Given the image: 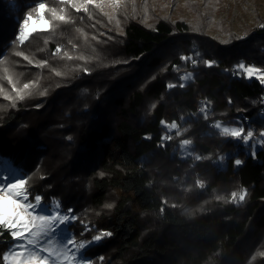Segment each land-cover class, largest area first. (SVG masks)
<instances>
[{
  "label": "trees",
  "instance_id": "trees-1",
  "mask_svg": "<svg viewBox=\"0 0 264 264\" xmlns=\"http://www.w3.org/2000/svg\"><path fill=\"white\" fill-rule=\"evenodd\" d=\"M61 2L0 0V169L6 159L29 178V196L60 206L70 217L63 228L76 241L111 233L83 250L91 264H244L245 251L264 236V143L254 150L242 139L264 132V19L227 41L183 19H127L122 33L105 38L94 55L84 30L95 31L96 23L72 20ZM40 3L50 28L20 45L17 23L35 15ZM81 48L87 62L79 70L66 65V77L57 78L53 56L65 52L70 63ZM83 87L94 99L107 93L83 107L86 118L75 123ZM11 94L21 99L10 100ZM200 101L209 102V112L194 119ZM172 124L179 130L168 132ZM34 129L43 143L13 142L23 143ZM183 142L192 146L187 158ZM29 149L37 161L26 155ZM188 183L191 192L183 194ZM220 186L241 190L243 206L216 200ZM12 231L0 223V264L15 244ZM254 264H264V254Z\"/></svg>",
  "mask_w": 264,
  "mask_h": 264
},
{
  "label": "rangeland",
  "instance_id": "rangeland-1",
  "mask_svg": "<svg viewBox=\"0 0 264 264\" xmlns=\"http://www.w3.org/2000/svg\"><path fill=\"white\" fill-rule=\"evenodd\" d=\"M60 5L63 10H70L66 11V14L72 20H79V17L82 16V21L80 24L96 23L95 31L93 32L87 29L84 30L81 26L79 29H75L73 32L76 33L80 29L85 31L89 41L88 45L90 44L94 55L100 54L99 45L103 49L102 41H104L105 38L113 37V33H122V29L127 19L138 18L145 23H151L158 17L167 21L183 19L189 21L194 26L205 25L207 34H210L213 37H218L221 41H227L232 35L236 36L235 34H240L241 32L246 31L245 28L253 26L255 23H257L258 18L264 19V0H119L118 3H115L114 0H62ZM46 11L47 7H45L43 11L44 21L39 20L41 13L38 8L36 10V14L31 15L32 19L28 23L25 39L23 41L19 40L20 29L23 26V21L27 19L29 14L25 15L20 23H17V39L20 45L23 44V42H25L29 35L33 32L47 31L50 28V21L45 16ZM61 15L62 13L58 14V16ZM82 50L83 49L81 48L78 52V56H76V59L70 63H68L67 59L64 58L66 55L65 52H62L60 56H53L56 59V65L53 70L57 78L63 80L66 77V65H69L71 70H79L81 65L87 62V58L84 55L79 56L80 54H83ZM57 53L58 52H56L55 55ZM36 55L39 56V54ZM57 67H59V70L56 69ZM83 68L84 67H82V69ZM245 75H247V77L253 76L252 70L249 71V69H246ZM179 77L182 78V74ZM257 77H261V74H258ZM81 89L85 91V94L87 95L80 98L79 102H75L76 104L73 106V110L78 111L77 117L74 119L75 123H77L78 117H85V112L82 110L83 107L89 108V106L93 104L92 100L98 101L103 95L107 93L105 90H101L97 94V98L94 99V95L91 94V90H89L87 87H83ZM41 90L42 87L39 86V91ZM8 97L10 100L21 99V95L15 94H11ZM199 104L198 112L196 115H194V119H197L198 115L204 117L208 115L209 102L200 101ZM146 107H150L148 112L153 109V105L150 104ZM85 111L87 112V109H85ZM109 111L110 110H105V120L103 121L108 120L107 112ZM116 120L117 119L115 117V122ZM112 121H114V116H112L111 122ZM67 126L68 125L65 127ZM217 126L222 131L230 132L231 134L235 133V135L239 134L237 137H241V131H237L234 127H230L226 124H218ZM165 128L170 133L179 130V126L175 124L166 125ZM59 129L62 130L65 128L60 127ZM2 134L6 133L2 132L1 135ZM12 135L13 132L7 134V138H10ZM42 136L43 134L39 130L34 129L33 132L32 130H29V134L21 139L24 141L23 143L18 142L17 139L15 141L13 140V142L24 148H26V144H28V142H31L32 148L35 145L44 142ZM250 136L251 133H246L245 137L242 139H245L244 143L246 145H250L252 149H258L264 143V132L257 138ZM66 137L72 139L71 135ZM53 141L54 146H56V143H59L57 138ZM80 148L81 147H79V149ZM179 148L183 158H187L192 155V146L189 143L183 142L179 144ZM27 153L28 154L26 155L33 157V162L37 161L38 158L35 156V154H32L30 149L27 150ZM26 155L22 153L19 156V159H26ZM77 156L79 155L73 157L78 158ZM0 172V185L12 183L17 179H23L25 180L24 189L28 194V201H23L20 197H7L6 192L0 193V195L7 197L3 201V206L5 208V219L8 217H13L17 221L14 226L10 223L7 226L13 228L14 231H19V237H14L15 244H13L3 256V259L5 256L8 257L7 260L4 259V263L29 264L30 257L32 254H35L36 257L39 258L40 264H91L89 257L83 254V250L91 245L99 243V241H94L93 238L100 234L92 235L89 240H81L79 242L76 241V239H73L71 235L66 234L65 228H63L70 221L69 216H67L68 219L63 221V223H61L59 220L51 222L50 226L46 227L44 231L41 232L36 227V225H39L40 222L33 220L32 223H29L30 218L38 214L49 216H66L64 213H61V207L54 203L47 205L41 199L36 211H33L32 209L21 211V209L17 207V201L20 202L21 207L25 203H36L34 199L35 197L29 196L31 186L29 183V178H27L21 172L19 173L17 169L11 166L6 159L3 160ZM39 173H41L40 169ZM37 176H35V178ZM196 185H199V183H196ZM50 187L51 185L47 186V188ZM182 190L184 192L183 194L190 193V183H188L185 188H182ZM213 194L216 200H223L226 203L235 202L238 205V208L242 207L245 202V194H242L241 190H239L237 187L220 186ZM66 198L71 201L70 197L66 196ZM200 204L208 205V201H202ZM187 205L188 206L185 207V210L190 208L189 206L192 207L190 204ZM81 206L84 209L85 217L89 218V220H92V212H90L91 210L88 203L85 201V204H81ZM18 211L20 212V215L17 217L16 212ZM22 226H24L23 230L20 231ZM29 240L33 241V243L29 244ZM69 240L72 241L71 244L68 243ZM21 244L23 247H20ZM81 245H83V247H81ZM245 252L246 255H244V264L256 263L258 257L264 254V236L262 242H259L258 244L249 248V254L248 250Z\"/></svg>",
  "mask_w": 264,
  "mask_h": 264
},
{
  "label": "snow or ice",
  "instance_id": "snow-or-ice-1",
  "mask_svg": "<svg viewBox=\"0 0 264 264\" xmlns=\"http://www.w3.org/2000/svg\"><path fill=\"white\" fill-rule=\"evenodd\" d=\"M115 3H118L119 0H114ZM46 5L44 3H40L39 6H38V9L40 11V16H39V20L40 21H44V16H43V11L45 9ZM79 10V9H77ZM55 11V10H53ZM58 19L60 20H63L65 19L64 16H59L57 17ZM32 19V16L29 15L27 17V19H25L23 21V26L21 27L20 29V35H19V40L20 41H23L25 39V35H26V29H27V26H28V23L29 21ZM240 67H243V65H241ZM251 71V70H249ZM29 87L28 84H25L24 85V88L27 89ZM24 185H25V180L23 179H17L16 181L12 182V183H7V184H2L0 185V193H3V192H6L7 193V197H20L22 198L23 201H28V194L26 192V190L24 189ZM5 197L4 195H0V222H3L6 226L10 223L11 225H15L16 224V219L13 218V217H8L7 219H5V208L3 206V201L7 198ZM35 204H32V203H25L22 207L20 205V202L17 201V207H19L21 209V211H24V210H27V209H32L33 211H36L38 209V206L41 202V196L37 195L35 196ZM69 211L71 212L72 210L69 209ZM20 215V212H16V216L18 217ZM68 217L67 216H58V215H42V214H38L34 217H31L30 220H29V223H32L33 220L35 221H39L40 224L39 225H36V227L41 231L43 232L44 229L46 227H49L51 222H54V221H61V223H63V221L67 220ZM23 227L20 229V231L23 230ZM11 235L12 237H19V231H12L11 232ZM111 233L109 232H103L102 233V236H110ZM102 236L101 235H97L93 238L94 241H100L102 239ZM29 244H32L33 241L29 240L28 241ZM69 244L72 243L71 240L68 241ZM20 247H23V245L21 244ZM81 247H83V245H81ZM5 260L8 259L7 256L4 257ZM29 264H40V261H39V258L36 257L35 254H32V256L30 257V260H29Z\"/></svg>",
  "mask_w": 264,
  "mask_h": 264
},
{
  "label": "built area",
  "instance_id": "built-area-1",
  "mask_svg": "<svg viewBox=\"0 0 264 264\" xmlns=\"http://www.w3.org/2000/svg\"><path fill=\"white\" fill-rule=\"evenodd\" d=\"M245 68H242V73L245 74ZM239 72H233L232 74V77H234L235 75H238ZM258 75V74H257ZM257 75H255L254 77H257ZM258 78V77H257ZM260 103H261V109H260V112L261 114L264 116V93L261 95V100H260Z\"/></svg>",
  "mask_w": 264,
  "mask_h": 264
},
{
  "label": "bare ground",
  "instance_id": "bare-ground-1",
  "mask_svg": "<svg viewBox=\"0 0 264 264\" xmlns=\"http://www.w3.org/2000/svg\"><path fill=\"white\" fill-rule=\"evenodd\" d=\"M45 30H47V29H45Z\"/></svg>",
  "mask_w": 264,
  "mask_h": 264
}]
</instances>
